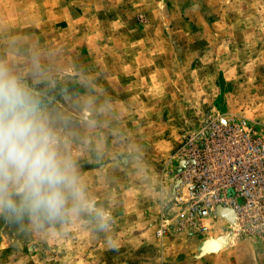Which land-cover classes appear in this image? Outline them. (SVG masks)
Returning <instances> with one entry per match:
<instances>
[{
	"label": "rangeland",
	"instance_id": "rangeland-1",
	"mask_svg": "<svg viewBox=\"0 0 264 264\" xmlns=\"http://www.w3.org/2000/svg\"><path fill=\"white\" fill-rule=\"evenodd\" d=\"M0 64L90 203L38 223L0 211V264H264V199L190 217L177 186L211 124L264 133V0H0Z\"/></svg>",
	"mask_w": 264,
	"mask_h": 264
},
{
	"label": "clouds",
	"instance_id": "clouds-1",
	"mask_svg": "<svg viewBox=\"0 0 264 264\" xmlns=\"http://www.w3.org/2000/svg\"><path fill=\"white\" fill-rule=\"evenodd\" d=\"M89 206L39 98L0 64V211L27 213L38 223Z\"/></svg>",
	"mask_w": 264,
	"mask_h": 264
},
{
	"label": "built area",
	"instance_id": "built-area-1",
	"mask_svg": "<svg viewBox=\"0 0 264 264\" xmlns=\"http://www.w3.org/2000/svg\"><path fill=\"white\" fill-rule=\"evenodd\" d=\"M177 163V186L189 193L190 217L218 214L220 207L238 215L264 199V133L245 124H211L186 143Z\"/></svg>",
	"mask_w": 264,
	"mask_h": 264
},
{
	"label": "bare ground",
	"instance_id": "bare-ground-1",
	"mask_svg": "<svg viewBox=\"0 0 264 264\" xmlns=\"http://www.w3.org/2000/svg\"><path fill=\"white\" fill-rule=\"evenodd\" d=\"M223 210L231 211V212L234 213V215L237 216L236 212H234L233 210H231V209H229V208H222V207H220V208L218 209V214L221 213V214H223V215H225V216H228L229 213H227V212H222ZM221 245H222V242H221V241L219 240V238H218V239H216V240H213V241L210 243V245H209V249H210V251H217V249H219V247H221Z\"/></svg>",
	"mask_w": 264,
	"mask_h": 264
}]
</instances>
